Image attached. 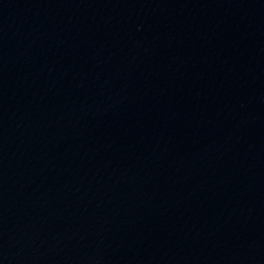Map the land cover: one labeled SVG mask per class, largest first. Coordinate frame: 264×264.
Listing matches in <instances>:
<instances>
[{
  "label": "water",
  "instance_id": "water-1",
  "mask_svg": "<svg viewBox=\"0 0 264 264\" xmlns=\"http://www.w3.org/2000/svg\"><path fill=\"white\" fill-rule=\"evenodd\" d=\"M0 264H264V0H0Z\"/></svg>",
  "mask_w": 264,
  "mask_h": 264
}]
</instances>
